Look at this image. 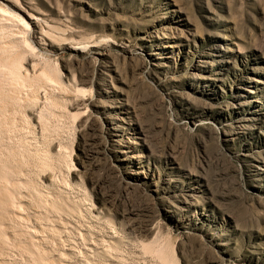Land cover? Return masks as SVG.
I'll return each mask as SVG.
<instances>
[{"label": "rangeland", "instance_id": "1", "mask_svg": "<svg viewBox=\"0 0 264 264\" xmlns=\"http://www.w3.org/2000/svg\"><path fill=\"white\" fill-rule=\"evenodd\" d=\"M0 17L21 74L50 79L0 111V264H264V0H0Z\"/></svg>", "mask_w": 264, "mask_h": 264}, {"label": "bare ground", "instance_id": "2", "mask_svg": "<svg viewBox=\"0 0 264 264\" xmlns=\"http://www.w3.org/2000/svg\"><path fill=\"white\" fill-rule=\"evenodd\" d=\"M6 11V10H5ZM2 14V13H1ZM11 15V14H10ZM2 16V15H1ZM3 17H4V15H3ZM9 17V16H8ZM1 18V17H0ZM6 19V18H5ZM3 18H1V22L0 23H2V22H4L5 20H3ZM9 20L11 21L12 20V24H13V26H15V27H18L19 28V30L21 29V30H24V29H29V25H28V23L26 22V21H24L21 17H19L18 15H11V17H9ZM29 20L30 21H36L37 20V18H35V17H29ZM39 20H41V19H39ZM29 21V22H30ZM7 22V21H6ZM3 24V23H2ZM1 24V25H2ZM5 25H6V23H5ZM4 26V25H3ZM7 26V25H6ZM5 26V27H6ZM34 26V25H33ZM36 26V25H35ZM34 26V27H35ZM2 27V26H1ZM8 28V27H7ZM2 29V28H1ZM8 30V29H7ZM13 31V30H12ZM25 31V30H24ZM18 33V32H17ZM16 37H19V35L17 36V34H14ZM4 36H6V35H4ZM10 37H13L12 39L13 40H15V42L14 41H9V39L8 40H6V41H4L5 40V38L2 36V38H4V39H0V111H2V110H4L6 107H7V109L9 110V108H8V105H10V104H12V103H14L17 99H18V95L17 94H20V93H22V91L20 92V90L23 88V87H25V85H28L27 87H29V85L31 84L32 86H44L43 88H45V89H48V90H50L49 88H47L48 87V85L50 84V79H49V77L47 76V75H44V74H42V75H39V74H36V76H34L33 74H31V75H33V77H31V78H29V77H27V75H26V73L27 72H24L25 73V75L23 76V74H21V72H20V69L22 68L21 66V62H20V59H22L21 58V56H22V54H21V56H19V55H17V53H18V51H16V53H15V49L13 48L12 49V47H13V45H15V43L18 41L17 40V38L16 37H14V36H11L10 35ZM9 38V37H8ZM7 39V38H6ZM11 40V39H10ZM19 40L21 41V39L19 38ZM21 43V42H20ZM17 44H19V43H17ZM16 44V45H17ZM24 45V44H23ZM20 47V46H19ZM18 47V48H19ZM16 48V47H15ZM20 49V48H19ZM77 49V48H76ZM79 49V48H78ZM20 52V51H19ZM24 55V54H23ZM21 67V68H20ZM22 70V69H21ZM23 71H25V70H23ZM37 75H39V76H37ZM30 85V86H31ZM52 85V84H51ZM21 86H23L22 88H21ZM55 86V85H54ZM50 87V86H49ZM21 88V89H20ZM30 88V87H29ZM29 88H27V89H29ZM35 88V87H34ZM33 88V89H34ZM39 88V87H38ZM37 88V89H38ZM58 88V87H57ZM25 89V88H24ZM24 89H22V90H24ZM33 89L31 90V91H33ZM54 89V88H53ZM53 89H51V90H53ZM29 90V91H30ZM35 90H36V88H35ZM25 91V90H24ZM24 91H23V93H24ZM55 91H57V90H55ZM20 92V93H19ZM36 92V91H35ZM38 92V91H37ZM36 92V93H37ZM47 92V91H46ZM35 93V94H36ZM53 93V92H52ZM59 93V92H58ZM27 94H28V92H27ZM31 94V93H30ZM48 94H50V93H48ZM64 94V93H63ZM33 95H34V93H33ZM51 95V94H50ZM22 95H19V97H21ZM30 96V95H29ZM28 96V97H29ZM38 96V95H37ZM37 96H34V97H37ZM26 96H25V94H24V100H26V98H25ZM31 97V96H30ZM34 97H32L33 99H34ZM48 97V96H47ZM23 98V97H22ZM22 98H19V99H22ZM29 99V98H28ZM31 99V98H30ZM30 99H29V101H30ZM32 99V100H33ZM55 99V98H54ZM23 100V99H22ZM44 100V99H43ZM60 100V99H59ZM18 101V100H17ZM21 101V100H20ZM20 101H18V102H20ZM34 101H36V99L34 100ZM34 101H30V102H28V100L26 101V102H28L29 104V106H30V104H31V102L33 103ZM18 102H17V104H18ZM42 102V101H41ZM16 103V102H15ZM15 103L13 104V106L15 105ZM22 103V102H21ZM21 103H19V104H21ZM36 103H38V100H37V102H35V104ZM50 103V102H49ZM25 104V103H24ZM57 104V103H56ZM23 105V103L21 104V106ZM34 105V104H33ZM32 105V106H33ZM11 106V105H10ZM13 106L12 107H10V108H13ZM18 106V105H17ZM40 106H42V105H40ZM19 107V106H18ZM46 107V106H45ZM16 108V107H15ZM26 108H30V107H26ZM33 108H34V106H33ZM38 109L39 108H41V107H37ZM51 108V107H50ZM6 109V110H7ZM20 109V108H19ZM23 109H25V107H23ZM15 110V109H14ZM18 110V109H17ZM16 110V111H17ZM22 110V109H21ZM20 110V111H21ZM40 110V109H39ZM49 110V109H48ZM9 111H11V109L9 110ZM8 111V112H9ZM15 111V112H16ZM19 111V110H18ZM17 111V112H18ZM23 111V110H22ZM40 111H42V110H40ZM5 112V111H4ZM7 112V113H8ZM14 112V113H15ZM39 112V111H38ZM7 113H6V116H7ZM12 113V112H11ZM10 113V114H11ZM60 113V112H59ZM5 114V113H4ZM10 114H8V115H10ZM21 114H23V112L21 113ZM25 114V113H24ZM15 115V114H14ZM13 115V116H14ZM19 115H20V113H19ZM49 115V114H48ZM65 115V114H64ZM0 116H1V114H0ZM2 116H3V113H2ZM11 116V115H10ZM13 116H11V117H13ZM25 116V115H24ZM5 116H3V119L1 118L0 120H2V122H5L7 119H5L4 118ZM7 117H9V116H7ZM21 116H19V118H20ZM16 118L18 119V116H16ZM23 118V117H22ZM28 118V117H27ZM47 118V117H46ZM55 118V117H54ZM70 118V117H69ZM13 119V118H12ZM12 119L10 120V122H12ZM15 120V121H18V120ZM9 120V119H8ZM20 120H21V118L19 119V123H20ZM14 121V120H13ZM47 121V120H46ZM45 121V122H46ZM1 122V121H0ZM9 121H7L6 123H8ZM22 122H24L25 123V121H23L22 120ZM21 122V123H22ZM39 123H41V122H39ZM2 124V123H1ZM12 124H14V123H12ZM17 124V123H16ZM4 125V124H3ZM7 125H9V124H7ZM19 125V124H18ZM22 125V124H21ZM25 124H23V126H24ZM41 126V125H40ZM59 126V125H58ZM1 127H2V125H1ZM0 127V128H1ZM4 127V126H3ZM11 127V126H10ZM18 127H21L20 125L18 126ZM8 128H9V126H8ZM7 128V129H8ZM16 127H14L13 129H15ZM40 128V127H39ZM11 129V128H10ZM9 129V130H10ZM21 129V128H20ZM22 129H24V127L22 128ZM2 130V129H1ZM6 130V129H5ZM16 130V129H15ZM18 130V129H17ZM25 130V129H24ZM35 130V129H34ZM3 131V130H2ZM33 131V130H32ZM40 131V130H39ZM5 132H7V130L5 131ZM10 133V132H9ZM9 133H8V135H9ZM11 133H12V130H11ZM1 134V133H0ZM3 134V133H2ZM5 134V133H4ZM39 135V134H38ZM1 136V135H0ZM4 136V135H3ZM5 137H7V136H5ZM4 137V138H5ZM20 138V137H19ZM32 139V138H31ZM30 139V140H31ZM37 139V138H36ZM15 140V139H14ZM3 141V140H2ZM7 141V140H6ZM1 143V142H0ZM23 143V142H22ZM4 145V144H3ZM33 146V145H32ZM2 147V146H1ZM29 147V146H28ZM31 147V146H30ZM2 150V149H1ZM35 151V150H34ZM5 152V151H4ZM48 157V156H47ZM28 158V157H27ZM56 158V157H55ZM4 160V159H3ZM7 161V160H6ZM47 161V160H46ZM4 162H5V160H4ZM20 162V161H19ZM6 164H7V162H6ZM22 165V164H21ZM8 166V165H7ZM30 167V166H29ZM36 168V167H35ZM13 169V168H12ZM24 170V169H23ZM258 170H260V171H262V173L264 172V170L262 169V168H258ZM7 172H8V170H6ZM19 171H21V170H19ZM5 166L3 165V162H2V164H0V175H5ZM10 172V171H9ZM14 172V171H13ZM9 174H12V173H8L7 175H9ZM15 175H17L16 173H14ZM19 174H20V172H19ZM17 177V176H16ZM23 177H24V175H23ZM7 178H8V176H7ZM9 179V178H8ZM15 179V178H14ZM17 179V178H16ZM15 179V180H16ZM20 178H19V184H20ZM2 181V180H1ZM14 181V180H13ZM17 181V180H16ZM25 181V180H24ZM22 182V181H21ZM3 183V182H2ZM10 183V182H9ZM14 183V182H13ZM16 183V182H15ZM1 184V183H0ZM11 184V183H10ZM24 184V183H23ZM2 185V184H1ZM5 185H7L6 184V182H5ZM11 186V185H10ZM17 186H18V184H17ZM32 186V185H31ZM6 187V186H5ZM7 187H8V189H9V186L7 185ZM7 187H6V189H7ZM19 187V186H18ZM0 188H3V190L5 189L4 187H1L0 186ZM31 189V188H30ZM10 190H11V187H10ZM28 190V189H27ZM1 192H0V194L1 193H6V192H8V190L6 191V192H2V189L0 190ZM15 191H16V189H15ZM24 191V190H23ZM11 192H13V190H11ZM16 192H18V191H16ZM10 193V192H9ZM14 194H15V192H14ZM7 195V194H6ZM18 196V194L16 193L15 194V196ZM10 196V195H9ZM21 197V196H20ZM38 197V196H37ZM40 197V196H39ZM12 198V197H11ZM23 198V197H22ZM0 199H1V196H0ZM8 199H9V197H8ZM15 199V198H14ZM29 199V198H28ZM2 200H4V199H2ZM13 200V199H12ZM21 199H19V201H20ZM23 200V199H22ZM14 201V200H13ZM17 201V200H16ZM23 201H25V198H24V200ZM32 201V200H31ZM22 202V201H21ZM13 203V202H12ZM18 203V202H17ZM20 203V202H19ZM8 204V203H7ZM7 204H6V206H7ZM11 204V203H10ZM24 204V206L23 207H25V203H23ZM22 204V205H23ZM30 204V203H29ZM49 204V203H48ZM15 205H17L16 203L14 204V206ZM27 205V204H26ZM32 205V204H31ZM2 206V205H1ZM28 206V205H27ZM30 206V205H29ZM29 206H28V208H29ZM13 207V206H12ZM33 207V206H32ZM5 208V207H4ZM11 209V206H9L8 207V209ZM17 208H20L21 209V207H19V206H17ZM31 208V207H30ZM44 208V207H43ZM49 208V207H48ZM54 208V207H53ZM9 209V210H10ZM13 209V208H12ZM11 209V210H12ZM20 209H17V210H20ZM25 209V211L27 210V208L25 207L24 208ZM23 208H22V210H24ZM61 209V208H60ZM7 210V209H6ZM36 210V209H35ZM35 210H34V213H35ZM47 210V209H46ZM14 211H15V209H14ZM21 212V211H20ZM19 211H15V213H17L18 215H17V217H19V213H20ZM63 212V211H62ZM9 213V212H8ZM11 213V212H10ZM14 213V212H13ZM22 213V212H21ZM33 213V214H34ZM46 213V212H45ZM54 213V212H53ZM3 214V213H2ZM1 214V215H2ZM31 214H32V212H31ZM31 214H28L29 216L31 215ZM12 216H14V214H11ZM16 215V214H15ZM22 215H25V214H23L22 213ZM21 215V216H22ZM27 215V216H28ZM40 215V214H39ZM51 215V214H50ZM55 215V214H54ZM36 217H37V215H35ZM35 216H32L33 218L35 217ZM45 216V215H44ZM46 216H48V215H46ZM56 216V215H55ZM54 216V217H55ZM94 216V215H93ZM8 217V216H7ZM17 217H16V219H17ZM24 217V216H23ZM22 217V218H23ZM31 217V216H30ZM31 217V218H32ZM41 217V216H40ZM6 219H8V218H6ZM20 219V218H19ZM26 220H27V218H25ZM24 219V220H25ZM34 219H38V217L37 218H34ZM44 219V218H43ZM42 219V220H43ZM55 219V218H54ZM11 220H13L12 218H11ZM14 220H15V217H14ZM51 220V219H50ZM57 220V219H56ZM99 220V219H98ZM16 221V220H15ZM14 221V222H15ZM18 221L19 220H17V223H18ZM22 221V220H21ZM32 221H33V219H32ZM48 221V220H47ZM46 221V222H47ZM51 221H53V220H51ZM0 222H1V220H0ZM13 222V223H14ZM25 221H23V223H24ZM27 222V221H26ZM26 222H25V224H26ZM54 222V221H53ZM57 222V221H56ZM16 223V224H17ZM20 223V222H19ZM18 223V224H19ZM3 224V223H2ZM54 224V223H53ZM56 224V223H55ZM66 224V223H65ZM20 225V224H19ZM24 225V224H23ZM26 225H29L30 226V224H28V222H27V224ZM3 226V225H2ZM9 226V225H8ZM21 226V225H20ZM44 226V225H43ZM49 226V225H48ZM63 226V225H62ZM5 227H7V226H5ZM4 227V228H5ZM46 227V226H45ZM52 227V226H51ZM18 228V227H17ZM24 228H26L25 227V225H24ZM29 228V227H28ZM27 228V229H28ZM37 228V227H36ZM40 228V230H42L41 229V226L39 227ZM38 228V229H39ZM63 228H64V226H63ZM19 229V228H18ZM31 229H35V226H34V228H31ZM26 229H24V231H25ZM29 230V229H28ZM28 230H26L27 232H28V234H29V231ZM46 230V229H45ZM59 230V229H58ZM69 229H67V231H68ZM24 231H23V233H24ZM32 231V230H31ZM30 231V232H31ZM38 231V230H37ZM43 231V230H42ZM50 231H52V230H50ZM20 232V231H19ZM54 232H55V235H56V231L54 230L53 232H52V235L54 234ZM66 232V231H65ZM2 233H3V231H2ZM22 233V234H23ZM32 233V232H31ZM37 233V232H36ZM45 233H47L48 234V231L47 232H45ZM17 234V233H16ZM33 234H35V233H33ZM46 234V235H47ZM51 234V233H50ZM88 234V233H87ZM13 235V234H12ZM25 236H27V234H24ZM35 235H38L39 236V234H35ZM34 235V236H35ZM51 235V236H52ZM59 235V234H58ZM2 236V235H1ZM4 236H5V234L3 235V238H4ZM16 236V235H15ZM15 236H13V237H15ZM31 236H32V234H31ZM40 236H42V234H40ZM57 236V235H56ZM60 236V235H59ZM7 237H9L8 235H7ZM6 237V238H7ZM12 237V236H11ZM28 237V236H27ZM49 239H50V237L49 236H47ZM54 238H55V236H53ZM53 237H51V239L53 238ZM68 237V236H67ZM67 237H66V239H67ZM78 237H79V235H78ZM115 237V236H114ZM2 238V237H1ZM2 238V239H3ZM17 238V237H16ZM35 238V237H34ZM32 239V240H35V241H37V239H39L38 237H37V239ZM42 238H44L43 236H42ZM46 238V237H45ZM47 238V240H49ZM53 238V239H54ZM59 238V237H58ZM2 239H0V240H2ZM10 239V238H9ZM18 239V238H17ZM21 239H23V236H22V238ZM27 240H28V238H26ZM64 239V238H63ZM5 240V239H4ZM11 240V239H10ZM13 240H15V239H12V241ZM40 240V239H39ZM38 240V241H39ZM55 240V239H54ZM67 240H69V239H67ZM6 241H8V240H5V242ZM42 241V244H43V240H41ZM40 241V242H41ZM57 241H62V240H57ZM56 241V242H57ZM17 242V241H16ZM18 242H20L19 241V239H18ZM29 242H31L30 241V237H29V241L28 242H26L27 244L29 243ZM47 242V241H46ZM50 242V241H49ZM52 242V241H51ZM51 242H50V244L49 245H51ZM65 242H66V240H65ZM64 242V243H65ZM15 243V242H14ZM34 243V242H33ZM48 243V242H47ZM69 243V242H68ZM98 243V242H97ZM7 244H9V242L7 243ZM20 244H22V243H20ZM19 244V245H20ZM24 244V243H23ZM35 244V243H34ZM33 244V245H34ZM37 244V243H36ZM41 244V245H42ZM44 244H46V243H44ZM56 244V243H55ZM63 244V243H62ZM62 244H60V245H62ZM99 244V243H98ZM30 245V244H29ZM41 245H40V248H41ZM48 245V244H47ZM64 245H66V243L64 244ZM97 245V244H96ZM4 246V245H3ZM2 246V247H3ZM10 246V245H9ZM13 246V245H12ZM31 246V245H30ZM29 246V247H30ZM38 246H39V244H38ZM53 246V245H52ZM57 246H59V244H57ZM71 246V245H70ZM69 246V247H70ZM82 246V245H81ZM145 247H146V245H144ZM1 247V246H0ZM1 247V248H2ZM27 247H28V245H27ZM34 247V246H33ZM32 247V248H33ZM37 247V246H36ZM63 246H61L60 248H62ZM68 247V248H69ZM100 247V246H99ZM109 247V246H108ZM145 247H142V248H144L145 249ZM160 247V246H159ZM4 248V247H3ZM6 248H8V247H6ZM13 248H14V246H13ZM15 248H17V247H15ZM19 248V247H18ZM23 248V247H22ZM43 248V247H42ZM46 248V247H45ZM44 248V249H45ZM48 248H49V246H48ZM48 248H47V250H48ZM53 248V247H52ZM55 248H56V246H55ZM55 248H53V249H55ZM71 248V247H70ZM69 248V249H70ZM30 249H31V247H30ZM34 249H35V247H34ZM33 249V250H34ZM43 249V250H44ZM50 249H51V247H50ZM49 249V250H50ZM92 249V248H91ZM107 249V248H106ZM115 249V248H114ZM4 250V249H3ZM12 250V249H11ZM19 250V249H18ZM46 250V251H47ZM63 250V249H62ZM67 250V249H66ZM65 250V252H66V254H68L67 253V251ZM75 250V249H74ZM73 250V251H74ZM102 250V249H101ZM105 250V249H104ZM146 250V249H145ZM148 250V249H147ZM14 251V250H13ZM17 251V250H16ZM37 251V250H36ZM35 250H34V252L36 253V254H38V252H36ZM39 251H42V250H39ZM54 251V250H53ZM52 251V252H53ZM55 251H56V249H55ZM70 251H71V249H70ZM77 251V250H76ZM75 251V252H76ZM109 251V250H108ZM156 251V250H155ZM158 251V250H157ZM156 251V252H157ZM15 252V251H14ZM23 252V251H22ZM29 252H30V250H29ZM45 252V251H44ZM58 252V251H57ZM60 252V251H59ZM62 252V251H61ZM74 252V253H75ZM79 252V251H78ZM99 252V251H98ZM111 252H112V250H111ZM143 252V251H142ZM159 252V251H158ZM34 253V254H35ZM42 253V252H41ZM49 253V252H48ZM71 253V252H70ZM17 254H18V251H17ZM24 254V253H23ZM22 254V255H23ZM40 254V253H39ZM44 254H47V252L46 253H44ZM51 254V253H50ZM53 254V253H52ZM51 254V255H52ZM57 254H59V253H57ZM107 254V253H106ZM154 254V253H153ZM1 255H2V253H1ZM0 255V256H1ZM25 255V254H24ZM23 255V256H24ZM55 255V254H54ZM65 255V254H64ZM74 255V254H73ZM77 255H79L78 253H77ZM85 255V254H84ZM19 256H21V254H19ZM39 256V255H38ZM49 256V254L47 255V257ZM62 256V255H61ZM66 256V255H65ZM75 256V255H74ZM25 257H27V256H25ZM29 257H30V255H29ZM28 257V258H29ZM34 257V256H33ZM45 258H46V256H44ZM59 258H60V256H58ZM71 257V256H70ZM15 258V257H14ZM52 258V257H51ZM57 258V257H56ZM65 258H67V257H65ZM72 258V257H71ZM82 258V257H81ZM2 258L0 257V260H1ZM4 259V258H3ZM39 259H40V257H39ZM47 259V258H46ZM61 259H62V257H61ZM88 259V258H87ZM47 260H49V259H47ZM51 260V259H50ZM52 260H54V257H53V259ZM57 259H55L54 260V262L56 261ZM63 260V259H62ZM66 260V259H65ZM64 260V261H65ZM79 260V259H78ZM97 260V259H96ZM2 261H4V260H1V263H2ZM42 261V260H41ZM40 261V262H41ZM46 261V260H45ZM61 261V260H60ZM69 261V260H68ZM77 261V260H76ZM86 261V260H85ZM113 261V260H112ZM39 262V261H38ZM47 262V261H46ZM45 262V263H46ZM48 262H51V261H48ZM66 262V261H65ZM64 262V264H68V263H70V262H68V263H65ZM90 262V261H89ZM92 262V261H91ZM100 262V261H99ZM5 263V262H4ZM34 263V262H33ZM44 263V262H43ZM42 263V264H43ZM56 263H57V261H56ZM76 263V262H75ZM92 263H94V262H92ZM109 263V262H108ZM35 264V263H34ZM58 264H60V262L58 263ZM63 264V263H62ZM71 264V263H70ZM73 264V263H72ZM82 264H84V263H82ZM113 264V263H112Z\"/></svg>", "mask_w": 264, "mask_h": 264}]
</instances>
